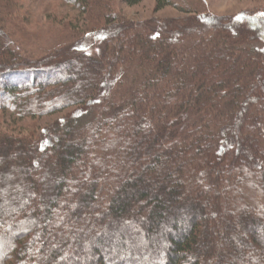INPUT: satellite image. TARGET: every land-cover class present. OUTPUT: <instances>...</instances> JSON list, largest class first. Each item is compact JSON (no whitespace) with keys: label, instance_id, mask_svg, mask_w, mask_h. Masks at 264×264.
Listing matches in <instances>:
<instances>
[{"label":"trees","instance_id":"16d2710c","mask_svg":"<svg viewBox=\"0 0 264 264\" xmlns=\"http://www.w3.org/2000/svg\"><path fill=\"white\" fill-rule=\"evenodd\" d=\"M63 1L84 24L52 41L0 0V114L71 109L0 127V264H264V211L238 196L264 195V7L155 0L194 16L136 24L115 0Z\"/></svg>","mask_w":264,"mask_h":264},{"label":"rangeland","instance_id":"374dc122","mask_svg":"<svg viewBox=\"0 0 264 264\" xmlns=\"http://www.w3.org/2000/svg\"><path fill=\"white\" fill-rule=\"evenodd\" d=\"M24 5L22 11L24 16L22 17L23 23L26 25V29L30 32L37 34L40 38L48 35L53 41V38L58 40L61 37L67 36L63 35L65 24L67 20H74V24L83 25V17L78 13L77 10H73L71 7L64 4L63 0H16ZM180 2L181 0H174V2ZM183 7L190 8L200 12L198 18L201 19V14L209 13L215 16H223L225 19H231V17L236 15H242L243 13H248L251 8L254 7H264V0H184ZM116 9L122 18L132 21L134 23L143 22H155V20L170 21L177 20L182 17L194 16L193 14H186L185 12L179 10L175 6L169 5L162 10H155V0H142L139 4L128 5L122 0H115ZM26 8V9H25ZM149 23V24H150ZM175 23V22H173ZM159 24V23H158ZM63 31V32H62ZM29 32V33H30ZM72 40H76V37L72 31ZM85 35V34H84ZM99 37V36H98ZM95 36H84V40L89 42L88 47L93 49L100 46V38ZM65 38V37H64ZM51 41V42H52ZM71 109H66L63 112H58L50 115H45L42 118H28L20 119L12 115L0 114V127L10 128L14 130L15 133H22L28 135L29 132L35 130L40 131L41 128L46 124H54L61 117H64L68 111ZM243 192L239 193L238 196L246 199L248 207H251L252 212L258 218L261 216L259 212H263L264 206V195L261 191L252 188L251 186L243 187ZM245 201V200H244ZM245 201V202H246ZM263 203V204H262ZM263 205V206H261ZM264 215V214H263ZM253 216V215H252ZM260 234L261 231H259ZM107 256V255H106ZM110 260L112 259V254L108 255ZM230 262H236V259H229ZM112 261L108 262L111 263ZM138 264H143L139 262Z\"/></svg>","mask_w":264,"mask_h":264}]
</instances>
